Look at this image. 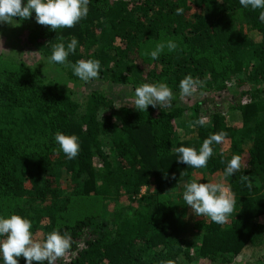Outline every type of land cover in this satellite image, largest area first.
Masks as SVG:
<instances>
[{"label": "trees", "instance_id": "obj_1", "mask_svg": "<svg viewBox=\"0 0 264 264\" xmlns=\"http://www.w3.org/2000/svg\"><path fill=\"white\" fill-rule=\"evenodd\" d=\"M177 8L184 9L182 15L175 14ZM259 11L242 7L239 0H91L86 18L57 32L37 24L34 12L31 19L14 18L27 26V41L47 60L53 44L66 46L75 37L77 49L68 61L99 60L104 81L166 83L178 99L185 76L207 79L192 102L174 99L168 110L121 106L118 125L113 100L104 91L92 90L80 103L41 72L0 66V216L29 219L33 235L41 230L42 240L53 230L72 236L82 223H99L97 237L69 264H247L236 262V256L245 246L264 242V23ZM248 32L259 38L247 37ZM169 40L178 48H165L152 60L149 53L157 43ZM49 65L64 79L81 81L70 67ZM229 94L234 99L223 108L220 100ZM206 99L214 109L204 104ZM225 109L237 111L242 123L229 124ZM202 116L208 118L205 125L188 127L184 138L177 135L181 119L189 123ZM58 131L79 138L75 159L59 150ZM220 131L225 140L213 143V155L202 169L222 175L235 195V211L224 225L207 217L188 222L182 193L195 168L179 162L172 149L199 151L209 135ZM107 135L112 136L113 157L103 147ZM233 155L241 156L242 167L225 179ZM64 174L73 184L70 192L60 187ZM242 175L252 179L251 190ZM126 193L133 200L141 195L133 222L123 216L119 202ZM170 194L179 200L172 206ZM195 231L202 240L193 254L188 240Z\"/></svg>", "mask_w": 264, "mask_h": 264}, {"label": "clouds", "instance_id": "obj_2", "mask_svg": "<svg viewBox=\"0 0 264 264\" xmlns=\"http://www.w3.org/2000/svg\"><path fill=\"white\" fill-rule=\"evenodd\" d=\"M91 0H0V23H6L14 27L19 26L20 21L31 19L35 13V21L41 26L56 31L62 28H73L82 19L86 18L89 12ZM244 8H251L259 11V19L264 23V0H239ZM183 8H177L175 14L182 15ZM61 41L63 37L60 38ZM78 40L75 37L67 43H55L52 45V54L48 57L49 64H59L70 67L73 74L81 81L87 83L98 79L100 76V61L94 59H80L75 63L68 61L70 53H75ZM165 48L173 52L178 45L169 40L166 43H157L155 49L149 53L152 60L159 59ZM206 79L193 78L191 75L185 76L179 82L180 97H192L206 84ZM200 95H204L200 92ZM172 89L166 83H143L134 90V101L132 106L138 111H147L148 107L161 110L171 109L173 106ZM116 108H120L115 106ZM115 119V118H114ZM208 122L207 117H200L198 120L190 121L188 127L195 128L197 125L203 126ZM226 137V133L220 131L209 135L197 151L193 147L180 146L172 150L178 154V161L188 167L202 169L207 166L209 158L213 155V143L221 144ZM55 143L59 150L64 153L67 159H75L80 151L79 138L76 135H65L56 132ZM223 163V161H222ZM242 167L241 156L233 155L227 162L223 177H227L240 171ZM174 178V177H173ZM241 182L251 190L252 179L247 175L240 177ZM183 201L190 206L193 214L197 217H207L211 222L224 225L229 222V217L235 211L236 198L230 187L223 180L217 182L201 183L192 180L184 185L182 193ZM32 222L20 215L12 214L5 218L0 216V258L3 264H18L19 257H23L26 264H56L58 259L65 257L72 246V238L67 232L61 234L58 230H53L47 234L43 240L34 238ZM164 264H173L172 261Z\"/></svg>", "mask_w": 264, "mask_h": 264}, {"label": "rangeland", "instance_id": "obj_3", "mask_svg": "<svg viewBox=\"0 0 264 264\" xmlns=\"http://www.w3.org/2000/svg\"><path fill=\"white\" fill-rule=\"evenodd\" d=\"M200 10L197 9L195 12H199ZM247 37H252L254 39H258L259 37L254 32H248L246 33ZM117 43L119 41H116ZM23 65V67H26L28 69L36 70L40 74L44 75L45 78L53 80L56 84H58L60 87L67 88L70 90L73 98L78 100L80 103H84L86 96L88 93H90L92 90L100 89L104 91L112 100H113V120L117 122L118 125H121V120L118 119V116H121V113L119 112V108L123 105L125 106H132L134 101V89L133 87H138L141 84H115L112 82L104 81L100 78L91 80L87 83L83 81L78 82H71L62 77L58 71H56L53 67H51L48 64V60L46 56H44L39 49L33 45L30 44L27 41V26L25 24L19 23L18 27H14L12 25L6 24V23H0V66L1 67H13L15 70H18L19 67ZM148 69L147 65H144V73H146ZM193 98L195 97H188V98H181L178 97L177 103H190L192 102ZM232 94H229L226 100H220L222 103H224L225 106H221L224 108L229 104L231 101H233ZM208 99H206V104ZM210 110L214 109L215 106L214 103L208 102L207 103ZM133 107V106H132ZM115 111V112H114ZM103 113V112H102ZM224 115L226 120L229 124L234 125H240L241 122V116L237 111H230L225 109ZM205 117V116H204ZM115 118V119H114ZM185 119H181L179 126L177 128V135L181 138H184L186 136H183L184 132L188 129V123L184 121ZM251 124V123H249ZM111 135H107L103 137V147L105 151L109 154L110 157H113L114 149L112 146V140ZM187 137H190V135L187 134ZM95 160V165L97 163V160ZM188 182L192 180H197L201 183H207V182H217L223 180L222 175L220 173L210 175L208 174L204 169H194L192 170L186 179ZM225 183V181L223 180ZM60 187L62 189L67 190L70 192L73 188V184L70 181L69 175L64 174ZM145 187L142 188V192H144ZM175 193H178L177 191ZM174 194V193H173ZM141 195H136L134 198L136 199H129L127 193L123 195L119 202L122 206H124V212L123 216L127 219L129 222H133L138 214L140 213V207L141 203L139 205L138 198ZM169 198V206H172L174 203H177L179 200L175 195L168 196ZM164 201V205H168V202L166 200ZM109 204V203H108ZM94 207V203L89 204V209ZM114 205L110 203L107 206L108 211L113 210ZM103 210L99 214V221L103 215ZM187 219L188 222H191L192 219H197L200 217H197L193 214L190 206H187ZM99 226V223H92V224H85L82 223L79 225L77 231L71 236L72 238V246L71 249L68 251V253L65 255V257L58 259L56 261V264H69L71 261L75 259V257L78 255V253L89 245V243L94 240L97 237V231L94 230L97 229ZM123 229L118 227V231L122 232ZM41 230L34 234V238L41 239L40 237ZM188 237V236H187ZM202 240V235L200 232L195 231L192 235L189 236L188 242L191 246V252L193 254H196L197 248L200 245V242ZM263 257H264V242L257 245V246H251L247 245L245 246L240 253L236 256L235 261L238 263H247V264H259L263 263ZM23 257L21 256L20 259ZM47 264V262H45ZM196 264H205V262L198 261Z\"/></svg>", "mask_w": 264, "mask_h": 264}]
</instances>
